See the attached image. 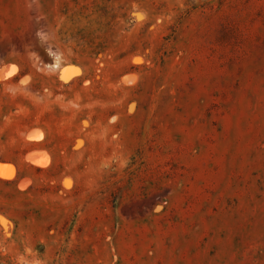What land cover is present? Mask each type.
<instances>
[{"label": "rangeland", "instance_id": "374dc122", "mask_svg": "<svg viewBox=\"0 0 264 264\" xmlns=\"http://www.w3.org/2000/svg\"><path fill=\"white\" fill-rule=\"evenodd\" d=\"M0 170V264H264V0H0Z\"/></svg>", "mask_w": 264, "mask_h": 264}, {"label": "bare ground", "instance_id": "6f19581e", "mask_svg": "<svg viewBox=\"0 0 264 264\" xmlns=\"http://www.w3.org/2000/svg\"><path fill=\"white\" fill-rule=\"evenodd\" d=\"M49 69H55L56 68V64L55 65H50L49 67H48ZM78 69V68H77ZM64 70V69H63ZM8 71V70H7ZM3 73V72H2ZM8 73H6L5 75H7ZM10 74V73H9ZM77 74H79V72L76 70H68V68H67V70H65V71H63V74H62V78L64 79V80H70V78L72 79V77L73 76H75V75H77ZM8 76V75H7ZM38 133V132H37ZM31 137H33V135L34 134H29ZM35 135H36V133H35ZM38 136H40V134L38 135ZM27 139H30V138H27ZM34 138H32V140H33ZM41 155V154H40ZM34 156V155H33ZM35 156H37L36 154H35ZM43 155H41L40 157H39V154H38V157H39V159L42 157ZM32 156L30 155V156H28L27 158H26V160L27 159H29V160H27V161H29L30 163H32V164H34V165H38V166H45V164L46 163H44V162H40V161H42V160H40V161H38V160H36V159H30ZM45 160H48L47 158H44ZM48 163V162H47ZM47 166V165H46ZM45 166V167H46ZM2 167V166H1ZM44 167V168H45ZM2 170H4V168H2ZM2 170H0V172L2 171ZM4 171H2L1 173H3ZM0 173V174H1ZM7 173H5L4 172V175L5 176H7L6 175ZM10 179V178H9Z\"/></svg>", "mask_w": 264, "mask_h": 264}]
</instances>
